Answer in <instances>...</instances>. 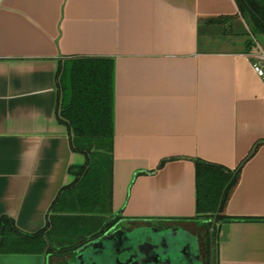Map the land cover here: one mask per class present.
Returning a JSON list of instances; mask_svg holds the SVG:
<instances>
[{"label":"crops","instance_id":"0c3cea01","mask_svg":"<svg viewBox=\"0 0 264 264\" xmlns=\"http://www.w3.org/2000/svg\"><path fill=\"white\" fill-rule=\"evenodd\" d=\"M235 16L234 0H0V220L29 235L45 227L69 168L85 160L56 118L59 64L109 58L113 217L178 223L205 264H264V77L252 70L264 37L250 53L208 51L219 31L199 28ZM235 23L227 36L247 31ZM196 159L242 164L222 210L240 220L215 224L208 240L184 222L195 216ZM53 257L0 254V264Z\"/></svg>","mask_w":264,"mask_h":264},{"label":"trees","instance_id":"16d2710c","mask_svg":"<svg viewBox=\"0 0 264 264\" xmlns=\"http://www.w3.org/2000/svg\"><path fill=\"white\" fill-rule=\"evenodd\" d=\"M234 1L239 16L203 20L199 25L200 36L203 29L210 26L221 34L233 32L235 22L241 19L247 27L245 34L251 35L245 42V53H250L255 47V38L264 37V0ZM56 78L57 121L69 132L71 150L85 160L82 165L69 168L74 180L56 197L41 231L23 234L9 218L0 220V254H62L68 250L61 248L72 245L79 237L93 235L113 218V61L109 58L64 59ZM194 168L195 216L184 222L201 223L208 240L219 204L216 224L240 220L222 215L227 197L237 184L239 171L233 175L235 170L200 159L194 160ZM214 232L215 229L212 236Z\"/></svg>","mask_w":264,"mask_h":264},{"label":"water","instance_id":"95a60500","mask_svg":"<svg viewBox=\"0 0 264 264\" xmlns=\"http://www.w3.org/2000/svg\"><path fill=\"white\" fill-rule=\"evenodd\" d=\"M219 209L220 204L211 221L210 232L215 227ZM113 219L115 217L107 220L93 235L79 237L72 245L61 248L70 250L76 248L81 240L87 242L76 250L74 261L68 264H202L198 238L186 229L140 226L129 232L113 228L106 230Z\"/></svg>","mask_w":264,"mask_h":264},{"label":"flooded vegetation","instance_id":"af4514ba","mask_svg":"<svg viewBox=\"0 0 264 264\" xmlns=\"http://www.w3.org/2000/svg\"><path fill=\"white\" fill-rule=\"evenodd\" d=\"M120 220V219H119ZM119 220L116 221V219H113L107 226L106 230L114 229V230H123V231H131L134 228L140 227V226H152L156 228H161L164 226H170V227H178V223L176 222H166V221H156V222H144V221H125V222H119ZM181 227V226H179ZM199 242V241H198ZM87 242L79 243V245L76 248L68 250V252L53 255L54 260L56 259H63L61 262H57V264H68L69 262L74 261V258L76 256V250H79L82 248ZM199 253L201 257L202 264H205V261L202 257V253L199 246ZM65 257V258H64Z\"/></svg>","mask_w":264,"mask_h":264},{"label":"rangeland","instance_id":"374dc122","mask_svg":"<svg viewBox=\"0 0 264 264\" xmlns=\"http://www.w3.org/2000/svg\"><path fill=\"white\" fill-rule=\"evenodd\" d=\"M227 34H229V32H226L225 35L218 32L214 34L213 36H209L208 39H205V41H203L205 50L229 51V52L239 51V50L243 51L245 49V42L251 39V35L249 34L246 35L245 33L241 31H238L236 35L235 34H231L230 36L228 35L229 37L227 36ZM254 43H255L254 48H256L257 38H255ZM204 232H205V229H204ZM209 234H210V230H209ZM60 260L61 259H56L55 264H57V262H61L63 259L61 261Z\"/></svg>","mask_w":264,"mask_h":264},{"label":"built area","instance_id":"2783aa9c","mask_svg":"<svg viewBox=\"0 0 264 264\" xmlns=\"http://www.w3.org/2000/svg\"><path fill=\"white\" fill-rule=\"evenodd\" d=\"M252 70L258 77H264V53L257 56L256 62L252 64Z\"/></svg>","mask_w":264,"mask_h":264}]
</instances>
